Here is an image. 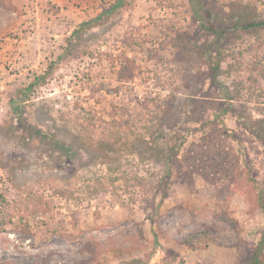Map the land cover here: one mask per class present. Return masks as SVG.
Segmentation results:
<instances>
[{
    "label": "rangeland",
    "instance_id": "374dc122",
    "mask_svg": "<svg viewBox=\"0 0 264 264\" xmlns=\"http://www.w3.org/2000/svg\"><path fill=\"white\" fill-rule=\"evenodd\" d=\"M212 39L187 0H0V264H247L264 27L215 44L218 87Z\"/></svg>",
    "mask_w": 264,
    "mask_h": 264
},
{
    "label": "trees",
    "instance_id": "16d2710c",
    "mask_svg": "<svg viewBox=\"0 0 264 264\" xmlns=\"http://www.w3.org/2000/svg\"><path fill=\"white\" fill-rule=\"evenodd\" d=\"M192 10L193 16L198 22L199 28L206 33L207 36H211L213 39L210 43H206L205 48L201 49V53H205L206 47L215 48L210 50L205 56L207 62L206 70L203 72L206 79L209 81L211 86L218 87L220 85L219 75L221 72V60L220 52L215 44H218L221 39H226L236 33L237 31L242 32H253L260 27H264V18H260L252 8L250 3H243L241 1L232 0L230 1L225 9L221 6H216V0H187ZM109 10H104L97 14L95 17L88 21L82 22L78 28L72 31V36L78 32L87 29L93 25L94 22L103 18ZM226 36V37H225ZM214 45V46H213ZM204 55V54H203ZM31 84H35L38 78ZM228 109H232L231 105ZM264 122V119L259 120ZM255 136L264 144V135L260 131L253 132ZM257 206L261 209L264 215V191L260 190L256 196ZM198 235V232L195 234ZM90 258L88 261H93ZM95 261V260H94ZM86 263L82 261L81 264ZM34 264H50L47 259L36 258ZM247 264H264V227L260 232L259 240L256 245L252 248V251L247 260Z\"/></svg>",
    "mask_w": 264,
    "mask_h": 264
},
{
    "label": "built area",
    "instance_id": "2783aa9c",
    "mask_svg": "<svg viewBox=\"0 0 264 264\" xmlns=\"http://www.w3.org/2000/svg\"><path fill=\"white\" fill-rule=\"evenodd\" d=\"M3 83H4V74L0 73V88H2Z\"/></svg>",
    "mask_w": 264,
    "mask_h": 264
}]
</instances>
